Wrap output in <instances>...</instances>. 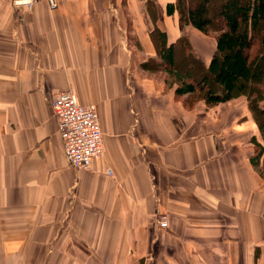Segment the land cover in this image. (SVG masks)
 <instances>
[{
	"label": "crops",
	"instance_id": "0c3cea01",
	"mask_svg": "<svg viewBox=\"0 0 264 264\" xmlns=\"http://www.w3.org/2000/svg\"><path fill=\"white\" fill-rule=\"evenodd\" d=\"M14 1L0 0V264H264L248 107L217 121L138 65L157 58L154 30L184 33L205 65L214 36L181 31L176 0ZM63 90L97 108L103 152L87 169L65 160L50 104Z\"/></svg>",
	"mask_w": 264,
	"mask_h": 264
},
{
	"label": "trees",
	"instance_id": "16d2710c",
	"mask_svg": "<svg viewBox=\"0 0 264 264\" xmlns=\"http://www.w3.org/2000/svg\"><path fill=\"white\" fill-rule=\"evenodd\" d=\"M174 10L181 31L190 25L214 36L216 47L210 62L205 65L193 52L184 33L167 43L165 33L154 30L151 38L158 49L157 58L140 63L141 69L167 74L176 85V97L198 95L197 100L207 105L245 95L264 139V107L260 105L264 97V0H176L167 5L168 14ZM178 53L182 54V68L176 65ZM252 142L258 157L264 147L255 138Z\"/></svg>",
	"mask_w": 264,
	"mask_h": 264
},
{
	"label": "built area",
	"instance_id": "2783aa9c",
	"mask_svg": "<svg viewBox=\"0 0 264 264\" xmlns=\"http://www.w3.org/2000/svg\"><path fill=\"white\" fill-rule=\"evenodd\" d=\"M35 0H15L18 5L30 6ZM48 7H57V0H45ZM51 107L57 120L58 133L62 141L67 164L74 169H87L102 155V131L95 104H80L70 90L56 93ZM108 174L111 173L107 169ZM160 227H167V219L157 220Z\"/></svg>",
	"mask_w": 264,
	"mask_h": 264
},
{
	"label": "rangeland",
	"instance_id": "374dc122",
	"mask_svg": "<svg viewBox=\"0 0 264 264\" xmlns=\"http://www.w3.org/2000/svg\"><path fill=\"white\" fill-rule=\"evenodd\" d=\"M36 1V0H35ZM45 1V0H44ZM46 3V2H45ZM216 3H219V1L218 2H216ZM47 4V3H46ZM57 6H58V4H57ZM26 8H28V6H25ZM49 8V7H48ZM57 8V7H56ZM56 8H54V9H56ZM51 9V8H50ZM53 10V9H52ZM177 56H178V59L176 60V65L178 66V67H180V68H182V67H184V63H183V61L181 60V58H180V56H182V54H177ZM176 56V57H177ZM137 60H138V65H140L139 63L141 62L142 63V60L141 59H139V56L137 55ZM144 62V61H143ZM140 68V67H139ZM138 68V69H139ZM141 70V69H140ZM139 70V71H140ZM139 73H141V74H143V72H142V70H141V72H139ZM155 74L154 75H156V76H163V77H165L166 79H167V82H168V86L169 87H174L175 86V84H172V82H171V80L170 79H168V77H167V74H165V73H156V72H154ZM150 74V73H149ZM149 74H147V75H149ZM263 93H264V88H263ZM197 97H198V95H195V97H189V98H183V100L181 99L182 97H176V99L177 100H179L180 102H182V105L186 108V109H192V107H194L195 105H201L200 106V108H201V112H202V115L204 114L203 112V109H206L207 111L208 110H217L216 112H217V117L218 118H216L217 119V121L218 120H220L221 119V117L224 115V114H232V117H228V116H226L225 115V120H226V123H228L230 120V123H234L235 122V120H237V118H238V116H239V114L240 115H243V113H240V112H242V109H246L247 110V107H248V110H249V114H251V116L253 117V115H252V113H251V111H250V108H249V104H248V100H247V98H246V96L245 95H240V96H238V98L236 97L235 99H233V100H230L229 102H227V103H223V104H219V105H216V106H213V105H207V104H205L204 102H203V100L202 99H200L199 101L197 100ZM195 101V102H194ZM262 103H264V97H263V99L260 101V105L262 104ZM246 104H247V106H246ZM205 110V111H206ZM236 113L238 114V115H236ZM236 115V116H235ZM253 119H254V117H253ZM256 123V122H255ZM256 125H257V123H256ZM257 128H258V125H257ZM258 130H259V128H258ZM246 134H248V133H243V132H239L238 134H235L234 135V138H237V140H239V141H242V140H244V138L243 137H247L246 136ZM251 147V146H250ZM254 147V150H255V154H256V151H257V148H256V146H253ZM100 157V156H99ZM264 165L262 166V168L260 169V172H262L263 174H264Z\"/></svg>",
	"mask_w": 264,
	"mask_h": 264
}]
</instances>
